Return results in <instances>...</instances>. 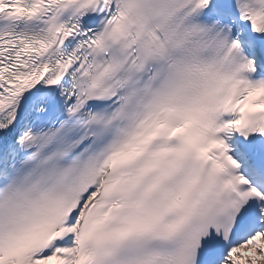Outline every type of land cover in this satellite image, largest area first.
Returning <instances> with one entry per match:
<instances>
[{
    "label": "snow or ice",
    "instance_id": "obj_1",
    "mask_svg": "<svg viewBox=\"0 0 264 264\" xmlns=\"http://www.w3.org/2000/svg\"><path fill=\"white\" fill-rule=\"evenodd\" d=\"M0 264H264V0H0Z\"/></svg>",
    "mask_w": 264,
    "mask_h": 264
}]
</instances>
